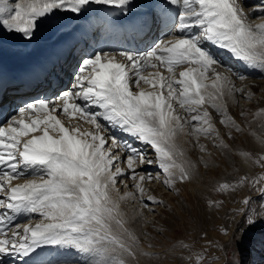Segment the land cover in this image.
Instances as JSON below:
<instances>
[{"label":"snow or ice","instance_id":"6c2138e0","mask_svg":"<svg viewBox=\"0 0 264 264\" xmlns=\"http://www.w3.org/2000/svg\"><path fill=\"white\" fill-rule=\"evenodd\" d=\"M132 2L19 0L9 5L8 0H0V26L31 40L38 22L56 11L80 15L90 4H97L119 8L128 15ZM171 6L179 8L171 34L147 51L120 50L118 55L124 62L116 60L117 54L96 52L81 61L70 89L50 99L26 100L0 121V196L4 197L0 199V208L6 209L0 215V264H7L6 256L27 257L38 247L49 244L77 249L89 257L86 264H127L125 254L136 256L135 241L134 238L132 242L123 239L127 229L112 190L118 182L135 178L134 163L140 165L141 181L153 179L152 173L144 171L145 164H155L169 188L177 181L191 179L189 167L178 164L175 159L177 152L172 138L184 124L173 114L172 101L188 113L195 112L206 101L220 112L222 106L216 101L225 91L228 95L242 91L235 89L227 76L212 67L224 65L202 47L203 43H212L249 67L264 71V22L255 26L246 23L249 15L237 0H162L163 13ZM255 11H259L264 21V6ZM192 28L199 31L186 35ZM182 64L188 67L177 79L175 69ZM161 66L170 75L166 77L157 72V79L150 78L151 73L143 74ZM210 71L215 78L208 84ZM142 82L158 88L159 92H146ZM77 114L94 125L95 131L66 127L59 118L61 115L72 118ZM101 120L149 146L156 159H150L147 151L126 145L115 136L102 135L107 128ZM191 120L207 125L206 128L194 126L197 133L208 135L214 131L207 111L203 115H192ZM221 123L226 126L231 123L240 130L231 117L222 119ZM50 129L58 131V137L50 135ZM38 131L42 134L31 135ZM109 140L111 145L106 147ZM113 147L123 149V158ZM121 162L127 163V172L119 166ZM29 175L33 178L29 179ZM15 179L24 182L13 185ZM140 191L142 193L143 189ZM139 199L145 208L161 203L154 196H149L147 201L142 196ZM244 203L248 204L249 200L245 199ZM20 214L30 219L35 218L32 214H37L49 222L37 223L34 227L29 223L12 224ZM260 220H264V214L257 212L248 215L245 222L250 226ZM21 228L22 233L18 231Z\"/></svg>","mask_w":264,"mask_h":264},{"label":"rangeland","instance_id":"374dc122","mask_svg":"<svg viewBox=\"0 0 264 264\" xmlns=\"http://www.w3.org/2000/svg\"><path fill=\"white\" fill-rule=\"evenodd\" d=\"M55 14L58 12H54L53 17L47 19L55 18ZM44 19L46 18L41 20ZM252 19L253 26L264 22L262 20L255 22L256 17ZM51 26L55 27V23H52ZM47 34L48 32L43 35ZM39 35L41 34L34 35L31 40H28L21 34L8 32L0 26V49L8 47L10 43L17 40V37L21 43H29L33 42L32 40L38 38ZM222 54L223 60H227V55ZM229 64L233 66L234 63L226 64L227 67H232ZM10 73L11 71H2L5 76ZM235 73L240 74L239 72ZM210 75H213L211 71L209 72ZM240 76L246 78V75L240 74L238 78ZM211 77L208 79L210 82L207 80L209 84L213 79ZM260 78L255 77L254 79L261 82H249L246 91L242 83L244 79L237 80L236 86L242 88L240 90L243 92L234 93V91L232 93L236 95L234 98L236 100L235 108L228 109V106L226 110L224 109L225 111L214 112L207 104H202L200 108L197 107L195 114L194 112L191 113V116L203 115L204 111L209 113L211 116L209 122L212 123L214 131L208 135L194 131V126L206 128L207 125L200 121L192 122V126L189 123L185 124L182 122L186 114L185 111L183 112L179 105L174 107L173 114L179 116L183 124L189 125L183 128V133H186V140L173 142L177 152L175 159L178 164L189 167L191 179L183 182L177 181L173 187L169 188L164 184V174L157 170L152 173L153 179L148 180V182L141 181L137 189L136 184H133L136 180L134 178L132 183L130 179H126L125 183L124 180L117 183L115 192L118 196V210H120L119 214L124 221V228L127 229V234L123 235V239L125 242H132L134 238L135 241L136 256L132 258L125 254L124 258L127 264H249L251 262V250L263 246V234L249 240L244 248L238 245L245 229L252 227V225L246 224V217L257 212L264 214V192L261 191L264 189V78L262 80ZM225 94L227 96L225 99H228L229 104L232 95H228L227 91ZM236 110H238L237 113ZM228 117L235 121V125H239V131L231 123L227 126L221 123L222 119ZM89 126L91 127V125ZM258 135L261 136L263 143L252 140ZM110 145L111 140L106 147ZM202 148L203 150H201ZM145 151L148 152V150ZM240 151H248L251 170L242 164L241 158L238 156ZM225 152L228 155L225 156ZM148 155L153 156V154ZM209 155L211 158L208 157ZM157 173L160 174L157 176ZM242 180L243 182H241ZM23 182L24 180H22ZM153 185L154 187H151ZM133 189L136 190L137 195L143 197L144 201H147L149 196H154L161 203L149 206H155V209L139 210L136 202H133L127 195ZM139 189H143V192L141 193ZM121 197L124 198L121 199ZM2 198L4 197L0 196V199ZM245 199L249 200L248 204L244 203ZM2 209L4 211L5 208H0V211ZM33 215L36 216V219L32 222L29 221V224L36 225L41 222H49L37 214ZM262 223L263 221L260 220L255 225ZM225 229L227 234H225ZM22 230V228L18 229L21 233ZM53 247L61 253H65L64 255L61 254L62 257L59 259H68L69 257L72 260L70 264L77 257L79 260L76 261L79 262L74 264H86L89 259L75 248H73V252L72 247H67L71 248L69 252L65 251L67 248L64 246L53 245ZM60 248H64L63 252ZM54 251H49L48 255L58 256V252L55 251V253ZM39 253L37 256L42 255V252ZM66 253L68 254L66 255ZM74 254L78 256L76 257ZM15 261L10 264H14Z\"/></svg>","mask_w":264,"mask_h":264},{"label":"bare ground","instance_id":"6f19581e","mask_svg":"<svg viewBox=\"0 0 264 264\" xmlns=\"http://www.w3.org/2000/svg\"><path fill=\"white\" fill-rule=\"evenodd\" d=\"M262 1L263 0H237V2L240 3L242 5V7L244 8L245 13L249 15L250 19L246 20V23L252 24L251 18H253V17H256L255 22L257 20H262L260 17L259 11L253 12L254 9H259L262 6H264V4H262ZM18 2H19V0H8L9 5H14L15 3H18ZM161 3H162V0H133L132 4L128 8V13H129L128 15H124L119 8L107 6V5H97V4H90L86 10L82 11V13L80 15H77V14L70 12V11H57L58 16L56 19H54V20H41L38 23V27H37L34 35H38V34H41V35H39L38 38H34L32 40L33 42L21 43L19 38L17 37L16 38L17 40L13 43H10L8 45V47L0 49V87H1V85L4 87V86L9 84V80L11 79V75L21 71L24 68H30V67L37 66L39 64H43L50 57H53L54 55H57L60 52H62L63 50L67 49L68 46H70L71 44L76 42V36L79 34H82L84 29H86V27H88V29L92 32L93 31V25L92 24L94 21L104 19V21L107 20L108 25H113V26H116L117 24H119L121 22H129V24L131 25V21H133V20L146 21L148 14L151 12L152 9H154L156 7L161 9ZM169 10L172 13L173 11L176 10V7L171 6V7H169ZM176 14L178 16V13H176ZM50 17H52V15ZM52 23H55V27L51 26ZM153 23H154V19L151 21L150 24H153ZM198 31H199L198 28H192V29L187 30V32L185 34L186 35H193L194 33L198 32ZM47 32H48L47 35H43L44 33H47ZM165 34H166V36H165V38H166L167 36H169L171 34V32L169 34H167V31H165ZM168 38L171 39V37H168ZM1 41H3V40H1ZM207 45H209L211 49H214L215 52L208 50ZM152 46L153 45H150L148 47H141L136 52H145ZM0 47H1V45H0ZM202 47H204L209 52H211L212 55L224 65V67H217L215 65L212 67H216L217 71L220 72L222 75L225 74V76H227L231 80L232 85H234L235 89H242V88H239L236 86V84L238 83L237 80H239L238 76L240 74H242L244 76L246 75V78L244 79V81L243 80H242L243 82L241 81L243 83V88H245V91L248 88L249 82H251V81L254 83L261 82L260 80L254 79L255 77L256 78L261 77L260 78L261 80L264 78V77H262V76H264V71H262L260 68L249 67L244 61L235 58L230 52H228L222 48H219V47L215 46L214 44L209 43L207 41H205L203 43ZM105 52H111V53L117 54L116 60L118 62H124V58L120 57L118 55L117 50L107 48V49H105ZM220 53L221 54L224 53V56L227 55L226 58H228V59L223 60ZM86 58H88V57H86ZM86 58H84V59H86ZM154 62H156V61H154ZM232 62L234 63L233 66L229 64L232 67H227L226 64L232 63ZM156 63H158V62H156ZM186 67H188V65H183V64L176 67L175 71L176 70L177 71L175 72V75H176L177 79L180 78L179 73L181 71H183ZM4 70L11 71V73L9 75L5 76L2 74V71H4ZM228 70H230V71H228ZM157 72L163 74L166 77L168 75H170L166 71V68L163 66L158 67L156 69H148L143 74L146 76H149V73H151L153 75L150 76V78H157L158 79V77H155V73H157ZM235 72H239L240 74L237 73L238 74L237 75ZM210 76H212L213 79L215 78L214 73H213V75H210ZM212 77H211V79H212ZM206 83H207V81H206ZM142 87L146 92H159L158 88H154V87H151L149 85L143 84V82H142ZM134 90L138 91V89H134ZM234 93H238V92L235 91ZM164 94L167 95V92L165 91ZM231 95H232V97H231L232 99L229 100L230 101L229 104L227 102L228 99L227 98H226L227 100L225 99L226 94L223 97H221L219 100L216 101L218 104L221 103L220 104L222 106L221 110H224V109L226 110L228 106H229L228 109H230L231 107L235 108L236 100L234 98H236V95L234 94L235 97L233 94H231ZM174 102H175V100L172 101L174 107L179 105L177 102H175V104H174ZM81 103H83V101H81ZM204 104H207L214 112H217L216 108L212 107L211 102L206 101ZM199 108H200V106H199ZM238 108H239V106H238ZM10 111H11V107L8 104L1 105L0 106V121H3L4 118L10 113ZM184 111L185 110L183 109V112ZM237 111L238 110H236V113H237ZM185 113L186 114L184 117V121L182 120V122H185V124L189 123V125L192 126V122H195V121L191 120V113H188L186 111H185ZM194 114H195V112H194ZM233 115L236 116L235 114H233ZM59 118L62 120V122L64 123V125L66 127H69V128L79 127L82 132H94L95 131V126L90 124V123L85 122L82 119H80L78 114L72 118H69L68 116H64V115H61ZM101 123L104 124L105 127L107 128L106 132L101 133L102 135H105V136H111L112 135V136H115L116 139L120 140L122 143H124L126 145L132 146L134 148L139 147V149L143 150V151L148 150V154H153V156L152 155H151V157L149 156L150 159H153V160L156 159L155 154L152 152V150L149 148V146L141 144L140 141H138L135 137L129 135L127 132L123 131L119 127L108 125V123L106 121H103V120H101ZM185 124H184V127L187 126ZM89 125H91V127ZM41 127H43V126H41ZM183 132H184L183 129L178 130L176 132L175 136L172 138V142H174L176 140H179L180 142H184L186 140V133H183ZM49 133H50V135H53L54 137H58V135H59L58 131H52L51 129L49 130ZM41 134H42V132L38 131L36 133H32L31 135H41ZM230 135H232V134H230ZM251 138H253V137H251ZM22 139H26V138H22ZM252 140L255 142L263 143V140H262L260 135L256 136ZM224 143H226V142H224ZM114 148L115 147H113V151L118 152L119 156L121 158H123V156L125 155L123 149H116V148L114 149ZM219 151H221V150H219ZM247 152H241L240 151L238 156L241 158L242 164L248 170H251V163H250L249 156H248ZM226 154L228 155V153L225 152L224 155L226 156ZM208 157L211 158L210 155ZM122 163H123V165H122ZM122 163H120L119 166L125 172H127L128 171L127 163L126 162L125 163L122 162ZM134 168H136L137 172H139L136 175L137 178L135 176L134 179H136V180L133 183V184H136V186H137V184H139L141 182V180L139 179V175H141L143 173H141L139 171V169H140L139 164L134 163ZM143 169H144V171H146L148 173H154L157 170L161 171L155 164H152V165L145 164V165H143ZM134 179H130L131 183L133 182L132 180H134ZM22 180L23 179H15L12 181V184L15 185V184L22 183ZM145 181L148 182L147 179H145ZM125 182H126V179H124V183ZM151 187H154V185ZM136 189H137V187H136ZM113 190L114 191H112V196L115 197V200L118 204V196H116L117 193L115 192V189H113ZM155 190L157 191L156 188H155ZM127 191H128V189H127ZM129 193H131L132 195H129L128 197L131 198V200L133 202H136V204H137L136 206L139 208V210L148 211V209H150V208L151 209L156 208L155 206L154 207H147V208L143 207L142 204L140 203V199H139L140 195H137V192L135 189H133V191L130 190V192H128V194ZM1 197H3V196H1ZM119 213H120V210H119ZM262 221H263V223L261 225H255L254 224V225H252V227L250 229L249 228L245 229V232L243 233L242 238L238 242V245L241 248H244L247 245V243L249 242V240L253 239L255 236H259L260 234H263V236H264V220H262ZM31 226L34 227L33 224ZM262 244L264 245V243H262ZM52 248L53 247L50 245H42L41 247H38L35 250V252L31 253L27 257H23L20 259L17 257H7L6 256L5 260L7 261V264L8 263L10 264L14 260H16L14 262V264H38V263L44 262L46 260H49L48 264H57V262L52 261V259H53V260L58 261L59 263L66 262V263L70 264V262H68V261H70L71 259L65 260V261L64 260H57L60 257H62L61 254H63V253H61V252L59 253V251H57L58 249L57 250L54 249L55 247L53 248V250H51ZM142 248H145V247H142ZM63 249H61L62 252H63ZM54 250L56 252H58L61 256L58 253H57L58 256H55L52 254L48 255L50 253L49 251H54ZM69 250H71V248H67V250H65V251H69ZM72 251L74 252L73 248H72ZM39 252H42V255L37 256V254ZM67 254L68 253H66V255ZM252 255H253V253H251V257H252ZM11 258H15V259L11 260ZM77 259H78V257H77ZM76 260H74L75 262L73 261V263H71V264L79 262V261L77 262ZM82 260H81V263H83ZM249 264H250V262H249Z\"/></svg>","mask_w":264,"mask_h":264}]
</instances>
